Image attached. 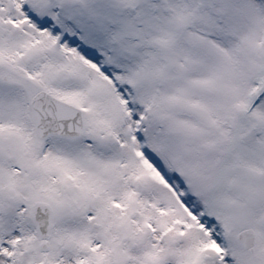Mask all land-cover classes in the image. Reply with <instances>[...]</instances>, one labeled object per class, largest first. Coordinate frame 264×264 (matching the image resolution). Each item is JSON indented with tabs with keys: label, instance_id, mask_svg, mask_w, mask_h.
<instances>
[{
	"label": "snow or ice",
	"instance_id": "obj_1",
	"mask_svg": "<svg viewBox=\"0 0 264 264\" xmlns=\"http://www.w3.org/2000/svg\"><path fill=\"white\" fill-rule=\"evenodd\" d=\"M0 264H264V0H0Z\"/></svg>",
	"mask_w": 264,
	"mask_h": 264
}]
</instances>
